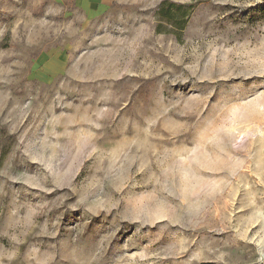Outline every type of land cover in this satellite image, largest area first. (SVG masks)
Masks as SVG:
<instances>
[{"label": "rangeland", "instance_id": "rangeland-1", "mask_svg": "<svg viewBox=\"0 0 264 264\" xmlns=\"http://www.w3.org/2000/svg\"><path fill=\"white\" fill-rule=\"evenodd\" d=\"M0 264H264V0H0Z\"/></svg>", "mask_w": 264, "mask_h": 264}, {"label": "trees", "instance_id": "trees-1", "mask_svg": "<svg viewBox=\"0 0 264 264\" xmlns=\"http://www.w3.org/2000/svg\"><path fill=\"white\" fill-rule=\"evenodd\" d=\"M161 9H164L166 12L162 11L163 13H166L167 17H172L173 15L171 13H173V11H180L182 9V6L178 5V4H175V3H172V2H164L162 3ZM171 20V19H170Z\"/></svg>", "mask_w": 264, "mask_h": 264}]
</instances>
